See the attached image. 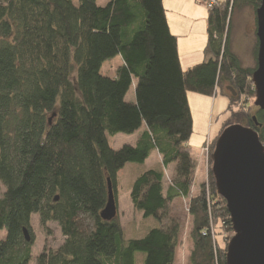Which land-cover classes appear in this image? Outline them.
<instances>
[{
	"label": "trees",
	"instance_id": "obj_1",
	"mask_svg": "<svg viewBox=\"0 0 264 264\" xmlns=\"http://www.w3.org/2000/svg\"><path fill=\"white\" fill-rule=\"evenodd\" d=\"M260 5L225 0L209 8L212 58L184 70L163 0H110L105 6L96 0H0V234L6 232L0 235V264L31 263L34 215L43 227L57 223L65 238L57 250L40 254L37 264H176L181 223L165 222L176 199L190 201V263L228 264L235 233L212 155L224 130L236 125L233 119L252 128L264 146V111L233 112L211 143L208 182L194 195L188 93L213 96L230 86L236 92L228 93L232 104L243 95L255 97L257 68L243 67L231 37L234 13L243 7L256 12ZM257 53L258 43L256 61ZM117 57L111 74L103 73L104 63ZM134 84L135 101L127 102ZM143 126L134 144L111 147L107 133L133 134ZM154 152L162 166L138 176L130 196L134 209L158 225L126 239L118 215L101 218L108 180L117 202L120 170ZM171 165L176 177L165 188ZM218 221L228 237L224 246L211 230Z\"/></svg>",
	"mask_w": 264,
	"mask_h": 264
},
{
	"label": "rangeland",
	"instance_id": "obj_2",
	"mask_svg": "<svg viewBox=\"0 0 264 264\" xmlns=\"http://www.w3.org/2000/svg\"><path fill=\"white\" fill-rule=\"evenodd\" d=\"M99 6H105L110 0H96ZM202 5L203 13L208 16L209 0L203 2L196 0ZM78 4L79 0H73ZM216 6L220 3L216 0ZM199 9L198 12H200ZM256 12L251 7H243L234 13L232 20V50L239 56L243 67L256 69L257 61L255 59V50L258 43L256 35ZM119 58L106 61L103 67V73L110 75L113 67L117 64ZM230 93L226 87L220 86L213 96L202 95L195 92H189V105L193 117V133L189 140V145L192 147V158L197 161L195 182L193 194L197 195L200 191V186L207 183L209 179L210 163L207 154L204 152L201 155V150L204 149L205 143L208 141L214 142L222 130L224 124L232 119L233 112L241 111L243 113H255L256 97L243 95L237 102L232 104L228 96ZM127 102L135 101V84L131 87L126 95ZM238 124L236 119L232 120ZM145 126L133 134H110L107 133V139L111 147L118 150L125 144H134L138 136L142 133ZM213 144V143H212ZM211 152V146L210 150ZM201 155V156H200ZM203 156V157H202ZM202 159V160H201ZM205 160L208 162L205 167ZM161 165V160L157 152H154L144 163H128L118 173L117 180V202H118V218L123 226L126 234V239L141 238L152 228L158 225V221L153 217H144L139 211L133 207L130 191L135 179L150 168H158ZM173 167H169L166 172L165 188H168L173 180ZM207 168V170H206ZM207 190H210L207 188ZM5 192L4 185L0 182V197ZM210 196V191H208ZM189 200L176 199L168 208L165 222L178 220L181 223V236L177 248L176 264H191L190 256L193 250V241L191 232L193 229V218L189 213ZM223 223V222H222ZM221 222H213L211 230L214 233L215 241L224 246L225 240L228 238L223 229ZM3 231L1 236H5ZM32 234L34 236L32 248V261L30 264H37V258L40 254L47 251L57 250L65 241L62 231L57 223H49L46 227L40 224L39 216L32 217Z\"/></svg>",
	"mask_w": 264,
	"mask_h": 264
},
{
	"label": "water",
	"instance_id": "obj_3",
	"mask_svg": "<svg viewBox=\"0 0 264 264\" xmlns=\"http://www.w3.org/2000/svg\"><path fill=\"white\" fill-rule=\"evenodd\" d=\"M260 1L256 10L258 53L253 82L255 106L264 111V0ZM226 89L236 96L234 88ZM212 159L218 192L226 201L235 233L228 245V264H264V146L252 128L236 124L218 138ZM117 215L109 179L108 201L101 218L112 221ZM24 234L30 241L28 230Z\"/></svg>",
	"mask_w": 264,
	"mask_h": 264
},
{
	"label": "crops",
	"instance_id": "obj_4",
	"mask_svg": "<svg viewBox=\"0 0 264 264\" xmlns=\"http://www.w3.org/2000/svg\"><path fill=\"white\" fill-rule=\"evenodd\" d=\"M219 1L223 2L225 0ZM163 5L166 11L169 29L178 40V52L182 68L188 70L212 58L211 52L208 51L209 13L206 18V15L203 13L202 5L196 0H163ZM199 9L202 10L198 12ZM145 129L146 128H144V130ZM208 142L211 143V141ZM202 153H204L203 149L201 150V155ZM158 155L161 160L160 166H162V158L159 153ZM203 162L205 163V167H207L208 162L205 160H203ZM169 167H173L172 175L174 180L176 177V165H171Z\"/></svg>",
	"mask_w": 264,
	"mask_h": 264
},
{
	"label": "built area",
	"instance_id": "obj_5",
	"mask_svg": "<svg viewBox=\"0 0 264 264\" xmlns=\"http://www.w3.org/2000/svg\"><path fill=\"white\" fill-rule=\"evenodd\" d=\"M216 3H217L216 0H209V3L207 4V6H208L209 8H213L214 5H215ZM210 146H211V143H209V142H207V143L205 144V147H204L203 150H204V152H205L206 154L209 153Z\"/></svg>",
	"mask_w": 264,
	"mask_h": 264
},
{
	"label": "bare ground",
	"instance_id": "obj_6",
	"mask_svg": "<svg viewBox=\"0 0 264 264\" xmlns=\"http://www.w3.org/2000/svg\"><path fill=\"white\" fill-rule=\"evenodd\" d=\"M209 8V7H208ZM227 88V87H226ZM213 156V155H212ZM207 158L210 160V152L207 154Z\"/></svg>",
	"mask_w": 264,
	"mask_h": 264
}]
</instances>
